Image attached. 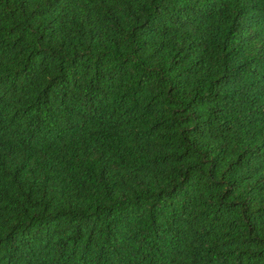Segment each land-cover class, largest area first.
<instances>
[{
    "label": "trees",
    "instance_id": "trees-1",
    "mask_svg": "<svg viewBox=\"0 0 264 264\" xmlns=\"http://www.w3.org/2000/svg\"><path fill=\"white\" fill-rule=\"evenodd\" d=\"M0 264H264V0H0Z\"/></svg>",
    "mask_w": 264,
    "mask_h": 264
}]
</instances>
